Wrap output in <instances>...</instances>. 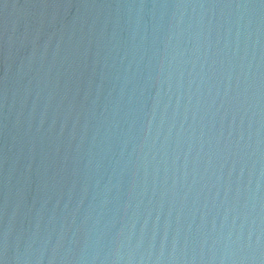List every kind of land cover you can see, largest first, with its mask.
<instances>
[{
    "label": "water",
    "instance_id": "water-1",
    "mask_svg": "<svg viewBox=\"0 0 264 264\" xmlns=\"http://www.w3.org/2000/svg\"><path fill=\"white\" fill-rule=\"evenodd\" d=\"M0 264H264V0H0Z\"/></svg>",
    "mask_w": 264,
    "mask_h": 264
}]
</instances>
